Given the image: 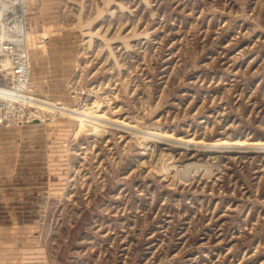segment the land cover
I'll list each match as a JSON object with an SVG mask.
<instances>
[{
	"label": "rangeland",
	"instance_id": "rangeland-1",
	"mask_svg": "<svg viewBox=\"0 0 264 264\" xmlns=\"http://www.w3.org/2000/svg\"><path fill=\"white\" fill-rule=\"evenodd\" d=\"M0 90V264H264V0H0Z\"/></svg>",
	"mask_w": 264,
	"mask_h": 264
},
{
	"label": "built area",
	"instance_id": "built-area-1",
	"mask_svg": "<svg viewBox=\"0 0 264 264\" xmlns=\"http://www.w3.org/2000/svg\"><path fill=\"white\" fill-rule=\"evenodd\" d=\"M11 73L15 80V87L18 89L20 86H23L25 82V78L28 75V68L26 65V60L22 55H13L12 56V66Z\"/></svg>",
	"mask_w": 264,
	"mask_h": 264
},
{
	"label": "bare ground",
	"instance_id": "bare-ground-1",
	"mask_svg": "<svg viewBox=\"0 0 264 264\" xmlns=\"http://www.w3.org/2000/svg\"><path fill=\"white\" fill-rule=\"evenodd\" d=\"M21 37V36H20ZM0 95H5V96H13V95H15L12 91H6V90H0ZM28 100H30V99H28ZM25 101V100H24ZM31 102V101H30ZM33 102V101H32ZM35 103H36V101H35ZM37 104V103H36ZM43 104V103H42ZM44 106L46 105V104H43ZM50 106V105H49ZM41 107V106H40ZM42 108H44V107H42ZM44 109H46V108H44ZM50 110V109H49ZM61 109H59V111H60ZM62 110H64V109H62ZM53 111H54V108H53ZM56 111V110H55ZM67 111V110H66ZM62 113H65V111L63 112L62 111ZM69 113V112H68ZM88 113V112H87ZM67 114V113H66ZM69 115V114H68ZM75 115V114H74ZM87 118V117H86ZM93 119V118H92ZM84 126H86V125H84ZM167 140V139H166ZM214 145V144H213ZM232 146H234V145H236V146H238V144L237 143H233V144H231ZM240 145V144H239ZM253 145V144H252ZM261 145V144H260ZM222 146V145H221ZM254 146H259L258 144H254ZM234 148V147H233Z\"/></svg>",
	"mask_w": 264,
	"mask_h": 264
}]
</instances>
